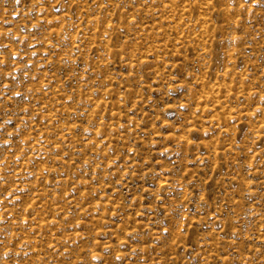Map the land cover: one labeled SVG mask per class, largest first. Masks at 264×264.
Returning a JSON list of instances; mask_svg holds the SVG:
<instances>
[{
  "label": "rangeland",
  "instance_id": "374dc122",
  "mask_svg": "<svg viewBox=\"0 0 264 264\" xmlns=\"http://www.w3.org/2000/svg\"><path fill=\"white\" fill-rule=\"evenodd\" d=\"M0 264H264V0H0Z\"/></svg>",
  "mask_w": 264,
  "mask_h": 264
}]
</instances>
